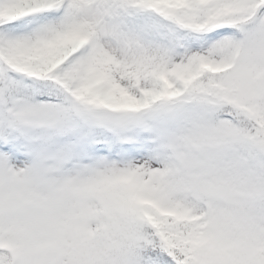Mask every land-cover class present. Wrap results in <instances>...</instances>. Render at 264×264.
<instances>
[{
  "label": "snow or ice",
  "instance_id": "1",
  "mask_svg": "<svg viewBox=\"0 0 264 264\" xmlns=\"http://www.w3.org/2000/svg\"><path fill=\"white\" fill-rule=\"evenodd\" d=\"M0 264H264V0H0Z\"/></svg>",
  "mask_w": 264,
  "mask_h": 264
}]
</instances>
